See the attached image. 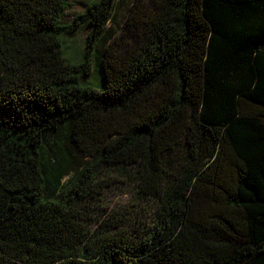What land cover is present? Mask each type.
I'll list each match as a JSON object with an SVG mask.
<instances>
[{
  "label": "trees",
  "instance_id": "trees-1",
  "mask_svg": "<svg viewBox=\"0 0 264 264\" xmlns=\"http://www.w3.org/2000/svg\"><path fill=\"white\" fill-rule=\"evenodd\" d=\"M69 3L0 0V264H264V0Z\"/></svg>",
  "mask_w": 264,
  "mask_h": 264
},
{
  "label": "rangeland",
  "instance_id": "rangeland-1",
  "mask_svg": "<svg viewBox=\"0 0 264 264\" xmlns=\"http://www.w3.org/2000/svg\"><path fill=\"white\" fill-rule=\"evenodd\" d=\"M92 0H70L68 7L62 14L61 21L63 23H70L73 21L76 14L84 10L85 6ZM126 6L121 5L116 10V26L121 24V21L126 15ZM85 30H78L76 35H74L75 39L70 40L68 38V42H66V50L68 52L73 53L72 49L75 44L81 45L82 40L85 36ZM72 47V48H71ZM132 187L124 186V185H108L103 187L99 192V195L95 196L97 199L95 203L97 204V212L94 214L92 219L100 221H110L116 217H128L133 218L138 216L141 212H143L140 207L137 205L136 199L132 195ZM150 208V207H149ZM148 209V207H146ZM124 223H132L129 220L124 221ZM97 226V223L94 222L91 229H94Z\"/></svg>",
  "mask_w": 264,
  "mask_h": 264
}]
</instances>
